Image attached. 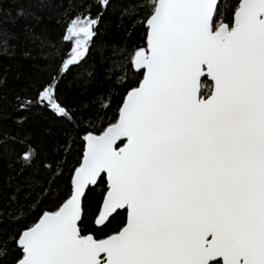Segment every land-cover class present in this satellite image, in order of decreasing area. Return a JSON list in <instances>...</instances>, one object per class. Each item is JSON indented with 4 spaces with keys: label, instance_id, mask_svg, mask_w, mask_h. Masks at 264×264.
Segmentation results:
<instances>
[{
    "label": "snow or ice",
    "instance_id": "obj_1",
    "mask_svg": "<svg viewBox=\"0 0 264 264\" xmlns=\"http://www.w3.org/2000/svg\"><path fill=\"white\" fill-rule=\"evenodd\" d=\"M5 2L0 264H264V0Z\"/></svg>",
    "mask_w": 264,
    "mask_h": 264
},
{
    "label": "trees",
    "instance_id": "obj_2",
    "mask_svg": "<svg viewBox=\"0 0 264 264\" xmlns=\"http://www.w3.org/2000/svg\"><path fill=\"white\" fill-rule=\"evenodd\" d=\"M20 7H33V10L39 14V9L29 5L27 0H6L3 4V12L6 14L5 19H7L8 16L16 17L17 9ZM32 22L33 21L30 18H20L16 21L15 25L7 24L5 27L9 31H13ZM101 27L104 33L101 39L112 41L117 40L120 36H122V32L118 31L115 27V17H112L110 20H106ZM52 34L54 36H58L59 29H56L55 26H53ZM26 66L27 61L23 59L22 53L19 49L14 48L7 53L0 52V75H3L6 78V82L4 83L5 90L15 89L18 87V83L14 78L18 72L24 71ZM104 67H106V65L100 68L101 78L103 77ZM18 115L20 114L11 112L8 114L7 118L0 120V145H3L7 149H15L16 138L22 131L20 126L16 123ZM47 125V121H45L42 117L37 116L24 126L23 131L31 133L36 142L39 143ZM12 163V156L8 151H5L2 158H0V177L4 179L7 178L8 174L12 170L10 167Z\"/></svg>",
    "mask_w": 264,
    "mask_h": 264
}]
</instances>
